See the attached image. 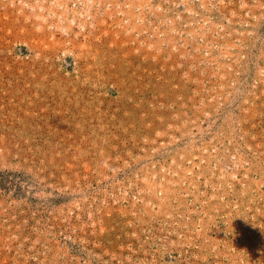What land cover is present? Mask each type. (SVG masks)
<instances>
[{
	"label": "rangeland",
	"instance_id": "1",
	"mask_svg": "<svg viewBox=\"0 0 264 264\" xmlns=\"http://www.w3.org/2000/svg\"><path fill=\"white\" fill-rule=\"evenodd\" d=\"M0 264H264V0H0Z\"/></svg>",
	"mask_w": 264,
	"mask_h": 264
}]
</instances>
